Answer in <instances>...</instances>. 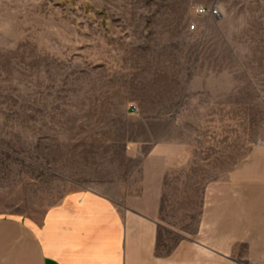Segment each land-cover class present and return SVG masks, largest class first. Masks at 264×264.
<instances>
[{"label":"rangeland","instance_id":"rangeland-1","mask_svg":"<svg viewBox=\"0 0 264 264\" xmlns=\"http://www.w3.org/2000/svg\"><path fill=\"white\" fill-rule=\"evenodd\" d=\"M159 94L182 118L169 138L188 149L210 132L232 165L264 147V0H0V216L39 220L142 164L125 149L146 125L126 110L155 114ZM179 179L164 181L162 254L178 241Z\"/></svg>","mask_w":264,"mask_h":264},{"label":"crops","instance_id":"crops-1","mask_svg":"<svg viewBox=\"0 0 264 264\" xmlns=\"http://www.w3.org/2000/svg\"><path fill=\"white\" fill-rule=\"evenodd\" d=\"M160 95L149 104L155 114L142 101L138 113L126 110L146 125V135L125 149L143 163L117 181L70 191L39 220L0 216V264H264V147L232 165L214 158L210 132L193 136L188 149L169 138L171 124L182 118L168 112L173 102ZM188 164L189 180L181 174ZM176 172L178 241L162 254L164 181Z\"/></svg>","mask_w":264,"mask_h":264},{"label":"built area","instance_id":"built-area-1","mask_svg":"<svg viewBox=\"0 0 264 264\" xmlns=\"http://www.w3.org/2000/svg\"><path fill=\"white\" fill-rule=\"evenodd\" d=\"M195 13H196L197 15H204V14H206V13H209L211 16H213V17H215V18H218V17H220V15H221L220 10H219L218 8H216V7H213V8H211V9H207V8H205V7H197L196 10H195ZM191 28L194 29L195 26L192 25ZM134 109H136L135 106H134Z\"/></svg>","mask_w":264,"mask_h":264}]
</instances>
